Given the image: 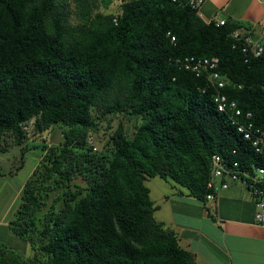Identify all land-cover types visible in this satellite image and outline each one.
<instances>
[{"label":"trees","instance_id":"trees-1","mask_svg":"<svg viewBox=\"0 0 264 264\" xmlns=\"http://www.w3.org/2000/svg\"><path fill=\"white\" fill-rule=\"evenodd\" d=\"M189 1L125 0L105 14L98 0H0V151L7 134L23 146L25 121L38 133L65 127L60 145L42 148L10 223L35 254L0 247V264H197L156 219L146 181L206 202L214 155L264 168V153L214 102L221 92L264 131V55L247 57L232 38L240 24L206 22ZM187 57L218 58L226 86L186 70ZM110 115L139 124L132 138L120 124L99 152L89 134Z\"/></svg>","mask_w":264,"mask_h":264},{"label":"crops","instance_id":"crops-1","mask_svg":"<svg viewBox=\"0 0 264 264\" xmlns=\"http://www.w3.org/2000/svg\"><path fill=\"white\" fill-rule=\"evenodd\" d=\"M201 11L206 22L229 20L242 30L258 32L264 24V0H206ZM2 180L5 175L0 184ZM162 180L171 191L164 201L170 206V217L160 214L158 218L162 207L155 204L156 219L177 233L180 245L195 255L197 264H264V226L255 222L256 202L244 187L232 184L215 200L202 202L187 189ZM10 209L11 203L0 200V247L14 251L17 237L10 228Z\"/></svg>","mask_w":264,"mask_h":264},{"label":"rangeland","instance_id":"rangeland-1","mask_svg":"<svg viewBox=\"0 0 264 264\" xmlns=\"http://www.w3.org/2000/svg\"><path fill=\"white\" fill-rule=\"evenodd\" d=\"M120 5V0H98L99 10L105 14H117ZM71 9V21L76 24L78 19L76 17L74 4L71 5ZM99 115L98 112L95 113L96 117ZM120 124L123 125L126 136L132 138L136 131V127L139 124V120L135 118L129 119L122 115H110L105 119L98 120L97 129L91 131L89 134V139L93 140L97 147V151L101 152L107 150L112 141V136ZM64 129L65 127L61 125H55L43 133H38L34 130V125L32 124L31 130L26 134V140L24 142V144H29V147L18 145L11 134H7L2 139L1 148H4L7 151H0V181L4 175L6 176V180H2L4 183L0 184V200L4 204L11 203V209L8 216L9 220L13 221L17 217V210L20 206L22 196L19 193V190L22 187L24 188L27 181L32 178L37 170H40L38 165L42 160V148L45 146L60 145L64 141ZM22 162L24 163V167L22 169L18 168V166H21L20 164ZM17 169L20 170L17 171ZM170 183L172 182L169 181V184ZM47 185L48 183H45V186ZM72 185L85 186L86 183L82 178H77L73 181ZM146 185L151 190V199L154 203L161 204L162 210L160 213H157V217L159 218L160 214H167L170 217V206L164 202L166 195L171 192L168 185L164 184L160 177L148 178ZM177 187L179 188V186ZM51 194L50 203H54L56 199L61 197L62 190H55L54 192H51ZM57 204L59 205L60 202L57 201ZM45 211H47V208H45L41 214ZM16 237V240H13V245H16V250H14L13 253L21 257L33 258L35 251L31 244L18 236ZM17 241H19L21 246H19V243L17 244Z\"/></svg>","mask_w":264,"mask_h":264},{"label":"built area","instance_id":"built-area-1","mask_svg":"<svg viewBox=\"0 0 264 264\" xmlns=\"http://www.w3.org/2000/svg\"><path fill=\"white\" fill-rule=\"evenodd\" d=\"M205 2L206 0H190L189 6L198 12L199 17L203 18L201 8ZM215 22L217 26H224L227 21L219 19ZM232 38L240 42L241 48L247 57L257 58L264 55V24L258 32L242 29L235 30L232 33ZM178 63L197 76L207 75L218 90H222L226 86V80L217 71L219 59L216 57H187L183 60H178ZM214 102L219 112H231L233 124L237 127L238 133L243 136L244 140L251 143L256 153L263 154L264 131L249 120L251 114H248L244 120V115L237 103L230 101L221 92L215 94ZM32 124L33 122L31 121L22 123L23 131L26 134L30 132ZM88 144L94 147V150H97L92 139H88ZM232 184H240L251 194L256 202L255 222L264 226V168L253 165L250 168L243 167L240 169L237 163H229L220 155H214L212 158L211 176L208 182L210 193L206 197L207 201L215 200L218 192L228 190Z\"/></svg>","mask_w":264,"mask_h":264}]
</instances>
